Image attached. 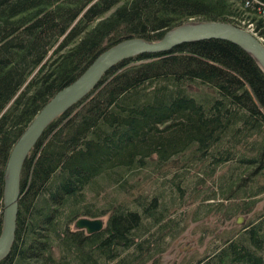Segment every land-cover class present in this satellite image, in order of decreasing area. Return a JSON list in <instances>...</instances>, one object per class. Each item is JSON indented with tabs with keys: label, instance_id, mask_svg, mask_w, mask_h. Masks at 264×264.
Listing matches in <instances>:
<instances>
[{
	"label": "trees",
	"instance_id": "16d2710c",
	"mask_svg": "<svg viewBox=\"0 0 264 264\" xmlns=\"http://www.w3.org/2000/svg\"><path fill=\"white\" fill-rule=\"evenodd\" d=\"M201 21L264 45V0H0V231L5 165L41 108L120 41ZM208 215L205 252L182 264H264V72L220 39L122 61L47 125L0 264H165ZM235 216L246 222L214 235ZM81 217L104 227L74 229Z\"/></svg>",
	"mask_w": 264,
	"mask_h": 264
},
{
	"label": "water",
	"instance_id": "95a60500",
	"mask_svg": "<svg viewBox=\"0 0 264 264\" xmlns=\"http://www.w3.org/2000/svg\"><path fill=\"white\" fill-rule=\"evenodd\" d=\"M210 39L225 40L239 46L264 72V45L250 32L228 23L188 22L170 29L156 41L130 37L109 47L75 81L58 91L41 108L14 144L5 165L0 260L8 254L14 239L23 161L47 125L82 100L95 88L102 76L118 63L141 54L165 53L181 44ZM104 222L102 218L81 217L74 221L73 228L93 234L103 229ZM235 223L242 224L243 218L238 216Z\"/></svg>",
	"mask_w": 264,
	"mask_h": 264
},
{
	"label": "rangeland",
	"instance_id": "374dc122",
	"mask_svg": "<svg viewBox=\"0 0 264 264\" xmlns=\"http://www.w3.org/2000/svg\"><path fill=\"white\" fill-rule=\"evenodd\" d=\"M237 217L238 216H235L233 218V224H224L215 232L214 235H219L224 230H232L234 227H239L246 222L247 217L241 216L243 218V223L236 225L235 220ZM212 222L213 220L209 215L205 217V219L198 222H194L193 217H191L188 221L186 229L179 236L170 241L167 251L163 255L164 263L182 264L184 260L191 256H201L205 252L208 241L210 240L209 236L204 239L201 238V229L204 227H211L213 224Z\"/></svg>",
	"mask_w": 264,
	"mask_h": 264
},
{
	"label": "bare ground",
	"instance_id": "6f19581e",
	"mask_svg": "<svg viewBox=\"0 0 264 264\" xmlns=\"http://www.w3.org/2000/svg\"><path fill=\"white\" fill-rule=\"evenodd\" d=\"M252 28V27H251ZM244 30H246V31H248V32H250L251 34H253L254 36H256L252 31H251V29H248V28H246V29H244ZM257 37V36H256ZM258 38V37H257ZM260 41H261V39L260 38H258ZM263 42V41H262Z\"/></svg>",
	"mask_w": 264,
	"mask_h": 264
}]
</instances>
